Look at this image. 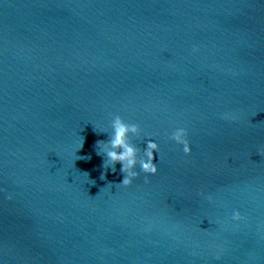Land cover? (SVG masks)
<instances>
[{"label": "water", "instance_id": "water-1", "mask_svg": "<svg viewBox=\"0 0 264 264\" xmlns=\"http://www.w3.org/2000/svg\"><path fill=\"white\" fill-rule=\"evenodd\" d=\"M0 264H264V0H0Z\"/></svg>", "mask_w": 264, "mask_h": 264}, {"label": "clouds", "instance_id": "clouds-1", "mask_svg": "<svg viewBox=\"0 0 264 264\" xmlns=\"http://www.w3.org/2000/svg\"><path fill=\"white\" fill-rule=\"evenodd\" d=\"M100 132L109 134L107 141H97V152L104 155L105 168L107 169L110 166L112 171L115 172V165L120 163V171L125 174L122 182L118 185L130 186L141 172L147 177L148 175H155L159 171L158 165L154 163V153L159 154L160 149L158 142L149 137L145 139L146 146L141 150L131 140L132 136L139 137L141 134V128L138 124L127 122L121 115L115 114L110 121V129L100 130ZM169 138L177 145H181L186 155L191 154L192 146L188 140L187 128L176 127L171 131ZM82 146L83 139L79 148ZM137 165L140 168L139 172L136 170ZM8 199H12L11 194H9ZM208 199L211 200V196H208ZM231 219L240 221L242 216L238 210H233Z\"/></svg>", "mask_w": 264, "mask_h": 264}]
</instances>
